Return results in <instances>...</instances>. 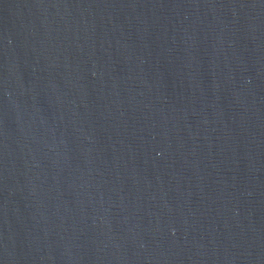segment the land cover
Instances as JSON below:
<instances>
[{
	"label": "water",
	"instance_id": "95a60500",
	"mask_svg": "<svg viewBox=\"0 0 264 264\" xmlns=\"http://www.w3.org/2000/svg\"><path fill=\"white\" fill-rule=\"evenodd\" d=\"M0 264H264V0H0Z\"/></svg>",
	"mask_w": 264,
	"mask_h": 264
}]
</instances>
